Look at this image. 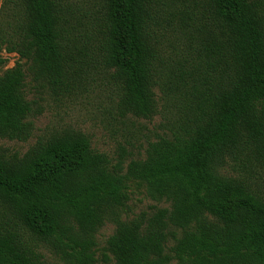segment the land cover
<instances>
[{
	"label": "trees",
	"instance_id": "trees-1",
	"mask_svg": "<svg viewBox=\"0 0 264 264\" xmlns=\"http://www.w3.org/2000/svg\"><path fill=\"white\" fill-rule=\"evenodd\" d=\"M2 53L19 60L0 76V139L34 136L28 77L68 98L102 74L122 121L152 120L155 88L178 106L127 166L72 127L23 156L0 148V264H52L42 249L61 264H264V0H3L0 70ZM131 180L169 206L124 219Z\"/></svg>",
	"mask_w": 264,
	"mask_h": 264
},
{
	"label": "rangeland",
	"instance_id": "rangeland-1",
	"mask_svg": "<svg viewBox=\"0 0 264 264\" xmlns=\"http://www.w3.org/2000/svg\"><path fill=\"white\" fill-rule=\"evenodd\" d=\"M72 3L91 9L98 0H70ZM166 3H175L177 6L193 8L198 0H160ZM3 0H0V9ZM189 21V20H188ZM190 22V21H189ZM176 37L166 35L165 49L173 50L177 47ZM8 62L0 70V76L15 66L19 60L17 54L2 53ZM25 63V61H21ZM27 96L29 100L36 101V114L32 117L35 125L34 136L27 142L0 139V148L7 154L23 156L35 144L38 136L48 135L65 127H72L85 133L91 140L92 147L107 154L113 163L118 158H125V166L130 160L145 159V150L149 142L156 141L172 127L176 119L178 104L169 102L164 98L159 88H155L158 97V114L152 120H124L122 121L114 108L116 92L109 79L102 74H95L68 98L55 97L40 88L31 79H27ZM120 156V157H119ZM223 175L234 176L233 169L227 166L221 171ZM128 193L130 201L124 219L133 218L141 212H150L153 206L168 207L165 201H158L149 196L147 186L143 182L129 181ZM115 225L107 223L96 235L95 254L102 261L108 239L113 235ZM41 252L45 259L52 264H61L59 259L46 249ZM173 264H177L176 261Z\"/></svg>",
	"mask_w": 264,
	"mask_h": 264
}]
</instances>
